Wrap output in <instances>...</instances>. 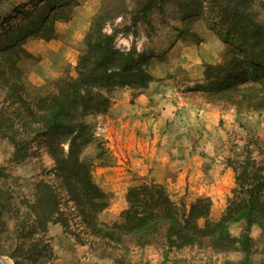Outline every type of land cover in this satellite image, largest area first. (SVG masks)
<instances>
[{"label":"rangeland","instance_id":"1","mask_svg":"<svg viewBox=\"0 0 264 264\" xmlns=\"http://www.w3.org/2000/svg\"><path fill=\"white\" fill-rule=\"evenodd\" d=\"M36 1L0 0V31L22 24ZM250 2L247 19L264 25V0ZM194 5L192 0H79L65 19L54 22L52 37H28L13 65L0 62V264H243L237 239L243 222L228 225L232 240L216 243L207 235L192 246L175 242L170 249L131 234L101 237V230L84 223L52 170V158L21 124L78 77L85 35L105 11L102 33L111 35L121 52L148 55L151 79L144 85L85 84L77 95L78 104L86 106L78 112L89 126L80 157L106 195L97 220L116 221L127 206V188L151 180L186 210L207 198L208 220L217 221L235 187L226 158L244 137L264 140V110L238 109L206 85L214 76L222 84L242 82L241 68L252 80L264 63L224 42L225 26L215 10L186 15ZM19 86L22 92L12 91ZM23 141L28 145L14 156ZM261 152L258 160H264V146ZM45 184L56 194L58 215L42 227L36 214L38 201L49 206ZM250 235L247 264H264V225H253Z\"/></svg>","mask_w":264,"mask_h":264},{"label":"trees","instance_id":"2","mask_svg":"<svg viewBox=\"0 0 264 264\" xmlns=\"http://www.w3.org/2000/svg\"><path fill=\"white\" fill-rule=\"evenodd\" d=\"M78 1L37 0L32 9L24 12L25 20L22 24L5 27L0 31V62L5 65L9 61L13 65L15 61L12 58L28 37L44 40L52 37L54 22L65 19ZM192 1L195 5L188 9L186 15L199 13L203 8L215 10L220 16L221 24L225 26L222 36L224 42L228 45L232 42V47H237L251 61L261 60L260 63H264V25L247 19V12L252 9L250 0ZM107 16L105 11L96 15L85 35L86 50L78 63V77L67 82L66 88L58 89L56 96L47 104L38 106L35 113L34 110L29 112L26 118L21 119V124L24 128L31 129L32 139H38L52 158V170L60 180L68 200L80 209L84 223L95 232L101 230V237L120 240L115 235L131 234L146 245L170 249L175 242L192 246L197 239L207 235L210 241L216 243L232 240L235 237L228 230V225L243 222L244 228L237 239L245 254L243 264H247L252 242L250 230L253 225H264V160L256 158V154L262 153L264 140L259 135L242 138L243 143L236 145L231 155L226 158L227 165L234 173L235 187L231 190L232 195L228 197L226 208L217 221L208 220L210 202L207 198L197 199L186 210L183 205L171 200L162 185L151 180L141 181L127 188V206L116 221L108 225L97 220V214L106 206V195L91 180L89 165L80 157L89 134V126L82 120L83 111L78 112L79 107L86 106L78 104L77 95L85 88V84L96 87L144 85L151 79L145 69L149 66L148 55L136 53L134 50L121 52L113 46L112 36L102 33L101 21ZM241 72L244 75L242 82L235 78L237 81L234 83L222 84L215 76L208 79V92L225 97L227 104L238 109L264 110V70L252 80L247 78L245 68H241ZM8 89L11 91V88ZM12 91L22 92V86L12 88ZM223 91L225 94H221ZM95 107L91 106L89 110ZM10 140L17 144L15 138ZM64 143L67 145L66 150ZM21 144V149L14 156L28 142L23 141ZM46 186V201L49 206L38 201L36 214L42 227L48 222H56L58 215L54 204L57 202L56 194L50 185L45 184Z\"/></svg>","mask_w":264,"mask_h":264}]
</instances>
